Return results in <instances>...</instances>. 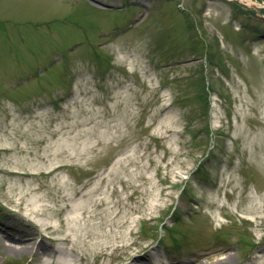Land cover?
Returning <instances> with one entry per match:
<instances>
[{
	"label": "rangeland",
	"instance_id": "1",
	"mask_svg": "<svg viewBox=\"0 0 264 264\" xmlns=\"http://www.w3.org/2000/svg\"><path fill=\"white\" fill-rule=\"evenodd\" d=\"M263 4L0 0V228L61 247L0 264L254 259Z\"/></svg>",
	"mask_w": 264,
	"mask_h": 264
},
{
	"label": "bare ground",
	"instance_id": "2",
	"mask_svg": "<svg viewBox=\"0 0 264 264\" xmlns=\"http://www.w3.org/2000/svg\"><path fill=\"white\" fill-rule=\"evenodd\" d=\"M240 2H247L248 4H253L255 6L258 5H262L260 3H255L254 0H237ZM264 5V4H263ZM19 174H21L22 176H28L31 177L30 173H23L20 172ZM37 209L35 208L33 212H37ZM32 211V210H30ZM25 215H27L24 212ZM23 216H20V219H22ZM54 228L53 225L50 224H44V229H49V228ZM32 228L35 229V226L32 225ZM2 228H0V244L5 248V250L7 252H15V253H22V252H29L31 250L30 248V244L32 246H34L35 244H32V238H33V231L30 230V232H26L25 235H22V233H19L18 231H15L16 233H10V232H4L3 230H1ZM32 229V230H33ZM9 231V230H8ZM67 234L63 237L64 241H68L69 237L67 236ZM45 237L48 238V236H44V241H41L40 243H38L37 245H35V251L38 254H43L44 256H46L45 258V262H53L54 259L57 257V250H60L61 247L57 246L54 247L55 245H52V242H55L56 240H54V238L49 237V241H45ZM68 238V239H67ZM23 239V240H22ZM25 239H28V241H25ZM31 239V240H29ZM51 245H49V244ZM50 246V247H49ZM42 258V257H41ZM61 261L59 262V264H68L67 259L65 257L63 258H59ZM142 261H140L141 263ZM187 262H183L181 264H186ZM45 264V263H44ZM175 264H180V263H175ZM247 264H264V247L260 248L257 251V255L254 257V259L250 260L249 263Z\"/></svg>",
	"mask_w": 264,
	"mask_h": 264
},
{
	"label": "trees",
	"instance_id": "3",
	"mask_svg": "<svg viewBox=\"0 0 264 264\" xmlns=\"http://www.w3.org/2000/svg\"><path fill=\"white\" fill-rule=\"evenodd\" d=\"M196 172V171H195Z\"/></svg>",
	"mask_w": 264,
	"mask_h": 264
}]
</instances>
